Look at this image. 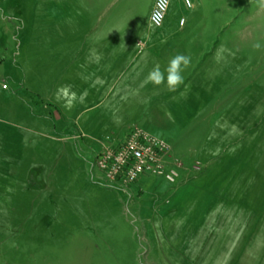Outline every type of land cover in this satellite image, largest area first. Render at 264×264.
Listing matches in <instances>:
<instances>
[{
    "label": "rangeland",
    "instance_id": "obj_1",
    "mask_svg": "<svg viewBox=\"0 0 264 264\" xmlns=\"http://www.w3.org/2000/svg\"><path fill=\"white\" fill-rule=\"evenodd\" d=\"M154 1L0 0V241L19 248L12 264H264V11L169 0L155 28ZM150 34L212 38L213 55L169 91L148 73L201 44ZM61 85L83 102L67 110ZM133 126L170 145L175 184L103 181L100 145Z\"/></svg>",
    "mask_w": 264,
    "mask_h": 264
},
{
    "label": "built area",
    "instance_id": "obj_2",
    "mask_svg": "<svg viewBox=\"0 0 264 264\" xmlns=\"http://www.w3.org/2000/svg\"><path fill=\"white\" fill-rule=\"evenodd\" d=\"M187 7L188 0H184ZM169 0H155L149 16L150 24L160 28L164 22ZM159 20L154 22V15ZM95 168L108 185L128 188L147 175L168 184H175L182 169L179 159L173 158L168 145L137 126L121 139H107L95 157Z\"/></svg>",
    "mask_w": 264,
    "mask_h": 264
},
{
    "label": "crops",
    "instance_id": "obj_3",
    "mask_svg": "<svg viewBox=\"0 0 264 264\" xmlns=\"http://www.w3.org/2000/svg\"><path fill=\"white\" fill-rule=\"evenodd\" d=\"M180 21V20H179ZM186 23V22H185ZM180 25V23H179ZM183 31L185 29V24L183 25ZM148 40H153L155 41L156 44L158 45H165L166 43L167 44H171V43H174L175 45H178L180 48H184L186 49L187 46L190 44V43H198V44H201L199 47H198V51L196 53L194 52H186L185 55L187 56H192V59L193 61L191 62V65H190V71L194 70L199 64L203 63L204 60H207L209 57H211L213 55L212 51L209 52V48H208V44H212L213 43V40L212 38L207 42V39H204V38H198V37H189V36H184V35H181L180 37H176V36H172V35H164V34H150L148 37H147ZM176 46V47H178ZM213 49V48H211ZM155 55L157 56H160V52H155L154 53ZM181 54V53H179ZM191 59V60H192ZM112 68V67H111ZM113 69H110V71L112 72ZM189 71V72H190ZM188 74V73H187ZM185 79V77H184ZM187 81L185 80L184 84L186 83ZM90 107H86L85 110H88ZM131 126V125H130ZM129 127V126H128ZM128 127H126L125 130L128 131ZM148 127V126H147ZM123 130V129H121ZM125 130L123 131V135L117 139H121L123 138V136L127 133H125ZM143 131L147 132L145 128L142 129ZM78 132L80 133V131L78 130ZM148 133V132H147ZM81 134V133H80ZM159 138V137H158ZM161 139V138H160ZM168 139V138H167ZM164 141V140H163ZM165 142V141H164ZM166 143V142H165ZM103 144V143H102ZM169 148H170V153H172V149L170 147V145L168 143H166ZM100 148H101V145H100ZM99 148V150H100ZM182 158H184V156H182ZM185 159V158H184ZM189 164V163H188ZM187 165V164H186ZM181 172V171H180ZM180 176L182 177V175L180 174ZM203 182H206V181H203V179H198V180H193V181H189V182H184L182 184H180L171 194V197L170 199H175L176 196L179 194V192L181 191H184V192H188L189 189L191 187H195L197 184H200V183H203ZM164 218V217H163ZM5 240H2L0 241V258H4L3 261H5L3 264H12L11 262H9V251L13 250L12 252L13 253H17V251L19 250L18 247H16V245H14V247L11 249L9 246L7 247L6 243L4 242ZM11 252V253H12ZM6 256L7 259L4 257ZM14 260H16L14 258ZM14 264H17V261L14 262Z\"/></svg>",
    "mask_w": 264,
    "mask_h": 264
},
{
    "label": "clouds",
    "instance_id": "obj_4",
    "mask_svg": "<svg viewBox=\"0 0 264 264\" xmlns=\"http://www.w3.org/2000/svg\"><path fill=\"white\" fill-rule=\"evenodd\" d=\"M258 7L264 11V0H256ZM158 14L154 15V22L157 24L159 20L156 18ZM254 47L259 48L257 43ZM191 63V57L184 54H176L169 61L166 69L161 70L159 64H156L153 69L148 73L146 82L152 83L156 86L166 82L169 91H174L180 84L183 83V71L186 70ZM165 72L167 76L165 77ZM55 98L58 102L63 101V106L67 110L75 105L76 102H83V94L77 95L72 90L71 85H61L57 88Z\"/></svg>",
    "mask_w": 264,
    "mask_h": 264
}]
</instances>
